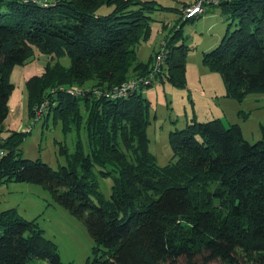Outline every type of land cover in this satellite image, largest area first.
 Masks as SVG:
<instances>
[{
	"label": "trees",
	"instance_id": "1",
	"mask_svg": "<svg viewBox=\"0 0 264 264\" xmlns=\"http://www.w3.org/2000/svg\"><path fill=\"white\" fill-rule=\"evenodd\" d=\"M195 1L184 0L177 10ZM216 7L232 20L203 53V63L221 73L228 97L241 101L248 92H264V0H220L210 9ZM172 8L158 0H53L45 6L0 0V130L14 87L10 71L36 49L55 57L64 52L71 64L66 70L57 62L45 65L57 82L43 93H36L41 82H25L28 116L34 120L45 104L41 112L48 109L63 130L84 123L86 132V149L79 139L72 152L59 144L65 164L53 168L22 156L31 126L11 129L0 137V184H40L82 219L96 243L85 264H264V124L261 139L251 143L237 123L193 117L170 132L173 154L159 166L148 150L144 86L113 94L153 71V60L139 61L136 47L148 38L151 13ZM178 19L156 76L182 88L189 49L180 42L187 19ZM90 79L95 83L77 91L74 84ZM64 85L76 95L60 90ZM98 176L112 178L107 198ZM0 264L62 261L35 218L8 207L0 208Z\"/></svg>",
	"mask_w": 264,
	"mask_h": 264
},
{
	"label": "rangeland",
	"instance_id": "2",
	"mask_svg": "<svg viewBox=\"0 0 264 264\" xmlns=\"http://www.w3.org/2000/svg\"><path fill=\"white\" fill-rule=\"evenodd\" d=\"M158 1L162 5L176 9L155 10L151 13L153 20L150 24V32L148 38L140 41L136 47L137 59L143 62L153 60V63L151 62L153 67L159 65L156 69L158 72L164 63L162 58L164 51L161 49L171 33L172 25L179 21V17L182 20L187 19L182 28L184 38H180V42H185L184 45L188 46L189 50L185 58V87H175L152 71L153 80L146 84L148 86L141 88L142 95L150 102L146 133L149 140L148 150L154 155L156 164L164 166L171 160L173 152L169 142L170 132L185 127L193 117L196 121L220 118L225 125L237 123L244 139L251 143L261 139V124H264V92H248L241 101L228 97L225 94L221 73L212 70L202 61L203 53L210 51L219 43L232 20L222 15L217 7L214 10L210 9V6L220 2L208 0L200 13L187 17L182 10H177L184 0ZM197 1L187 7L193 8ZM206 10L208 11L205 12ZM107 12L108 9H104L102 13ZM235 22L236 19L229 30L235 27ZM62 54L55 57V53L44 54L34 49L33 54L24 63L13 66L9 79L14 87L8 99L9 111L0 130V137H5L11 129L25 131L31 126L30 133L24 137L20 146L22 156L30 159L40 158L53 168L65 164V156L59 153L60 143L66 145L72 152L76 140L79 139L86 149L84 123L80 129L71 124L65 131L60 120L53 121L54 114H48V109L44 110V113L41 112L45 104L38 111L36 110L35 119L33 120V117L31 119L28 116L25 82L32 77L35 79L32 83L33 87L39 85L37 81L41 82L36 93L40 88L41 93L45 92L47 85L57 82V76L46 70L45 65L48 63L50 66L57 62L56 65L61 69L66 70L70 67V57L64 55V52ZM144 76H136L133 79L138 80ZM94 83L95 80L90 79L74 85L77 91H80ZM72 87V85H64L60 90L68 91L69 95L74 96L76 94ZM82 114L84 116L85 112L82 111ZM98 180L100 190L106 198L109 197L112 178L98 176ZM17 183H21L17 185V191H12L13 185ZM22 183L26 182L9 180L0 184V208L14 206L27 219L35 218L36 223L43 230V235L56 243L62 264H85L92 258L93 248L96 245L85 222L58 204L42 185L27 183L31 188L21 190ZM9 192L11 201L8 197ZM22 195L25 196L21 197ZM15 196L14 201L12 198Z\"/></svg>",
	"mask_w": 264,
	"mask_h": 264
},
{
	"label": "built area",
	"instance_id": "3",
	"mask_svg": "<svg viewBox=\"0 0 264 264\" xmlns=\"http://www.w3.org/2000/svg\"><path fill=\"white\" fill-rule=\"evenodd\" d=\"M33 2H43L45 3L46 0H31ZM217 2H220V0H212ZM205 2H209L208 0H198L195 5L192 7H187L185 10H183V14L184 16H192L196 13H200V11H202V9L204 8L203 5H207ZM162 51V50H161ZM163 58V56H162ZM159 66V65H158ZM158 66L154 67L153 72L156 74V69L158 68ZM153 72L151 71L147 76L141 77L138 80L135 79H130L129 81H127L126 83H123L121 86L116 87L113 94L116 95H126L129 91L130 88L131 89H137L140 88V86H146V84H148L150 81L153 80L154 75ZM129 89V90H128ZM74 91V90H73ZM73 94V93H72Z\"/></svg>",
	"mask_w": 264,
	"mask_h": 264
},
{
	"label": "crops",
	"instance_id": "4",
	"mask_svg": "<svg viewBox=\"0 0 264 264\" xmlns=\"http://www.w3.org/2000/svg\"><path fill=\"white\" fill-rule=\"evenodd\" d=\"M18 184H21V183H17V184H15V185H13V188H12V191H17V185ZM6 187H7V185H6ZM31 187H29V185L27 184V183H22V188H21V190H27V189H30ZM20 190V191H21ZM11 191V192H12ZM9 195H8V197L11 195V193L9 192L8 193ZM25 195H27V194H25ZM25 195H22L21 197H24ZM17 196V195H16ZM16 196L15 197H13L12 199L15 201V198H16ZM10 198V199H9ZM8 199H9V201H11V197H9ZM10 207H14V206H10Z\"/></svg>",
	"mask_w": 264,
	"mask_h": 264
},
{
	"label": "bare ground",
	"instance_id": "5",
	"mask_svg": "<svg viewBox=\"0 0 264 264\" xmlns=\"http://www.w3.org/2000/svg\"><path fill=\"white\" fill-rule=\"evenodd\" d=\"M38 3L42 4L43 6H45V5L49 4V1L46 0L45 3H43V2H38ZM127 94H128V93H127ZM127 94H126V95H127ZM124 96H125V95H124Z\"/></svg>",
	"mask_w": 264,
	"mask_h": 264
}]
</instances>
